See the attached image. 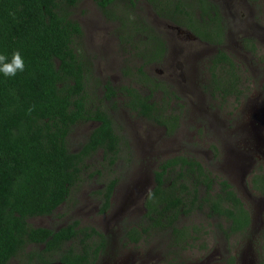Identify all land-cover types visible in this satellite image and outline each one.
<instances>
[{"label": "rangeland", "instance_id": "rangeland-1", "mask_svg": "<svg viewBox=\"0 0 264 264\" xmlns=\"http://www.w3.org/2000/svg\"><path fill=\"white\" fill-rule=\"evenodd\" d=\"M212 1L217 4V0ZM188 4L195 5L193 2ZM229 5L225 7L226 12L236 7L232 3ZM240 5L245 14L243 20L237 22L239 13H230L227 20L221 21L224 29L229 30L221 43L222 50L234 58L241 77L238 97L222 99L203 95L194 98L191 92H180L183 98L169 100L156 96L152 101L161 108V113L148 119L125 111L121 100L111 109L112 103L99 98L101 84L118 78L133 84L138 48L136 36H145L133 31H141L145 24L136 28L132 20L148 23L155 32L144 31L156 38L167 37V31L175 30L172 27L186 29L168 23L166 20L171 22V16L163 10L164 18L158 17L144 1L132 6L127 0H115L113 6L102 11L93 0H80L70 9L71 18L82 30V36L75 41V52L84 69L88 70L85 76L88 106L99 105L110 111L121 141L112 165L103 159L101 152L87 158L80 170V183L71 189L66 203L51 216L29 219L31 227L58 230L75 221L80 228L95 229L106 242L94 264H230L231 259L232 264L259 263L264 244V197L260 196L259 190L250 188L249 179L252 176L253 180L259 176L264 178V0H242ZM215 7L218 11L219 6ZM163 9L168 11L166 7ZM246 17L247 23L244 22ZM176 21L183 22L182 18ZM196 27L195 31L207 40H215L218 34L211 27L206 32L200 27L198 31ZM245 39H251L253 43L245 44ZM170 41L171 60L174 63L179 60L178 46L181 44L186 54L194 59L199 80H208L209 55L215 48L192 41L181 43L177 36H170ZM159 46L156 42L151 48L152 53L157 54ZM162 62L157 61V65L151 70L146 68L145 72L163 82L164 76L172 75L173 70L163 67ZM120 64L122 66L118 68ZM94 128L92 123L73 127L66 139L68 150L76 153ZM246 134L252 151L249 158L242 153L245 159L241 171L237 172L225 160L245 150L244 143L236 145L235 142ZM176 157L197 161L215 183L223 180L231 185L251 217L248 230L238 235L225 234L229 226L227 220L210 217L205 210H193L179 216L178 228L196 230L184 241L176 242L169 227L148 228L143 205L153 188V173L160 164ZM113 180L110 206L102 213L99 192ZM218 189L217 185L212 186V192ZM204 191L205 187L198 186V195L203 196ZM143 228L146 234L139 243L133 244L124 238L128 230L141 231ZM43 249L40 245L26 246L19 258L9 264H21L26 255L42 254ZM79 250L80 246L76 245L74 251ZM43 259H46L44 255Z\"/></svg>", "mask_w": 264, "mask_h": 264}, {"label": "trees", "instance_id": "trees-1", "mask_svg": "<svg viewBox=\"0 0 264 264\" xmlns=\"http://www.w3.org/2000/svg\"><path fill=\"white\" fill-rule=\"evenodd\" d=\"M78 1L0 0V54L10 59L13 52L19 51L25 63V70L15 77L0 73V264L18 259L26 246L31 245L43 246L42 254L30 253L21 264H94L105 246L103 235L94 229L76 228L75 221L57 231L33 228L28 223L32 218L53 215L66 203L71 189L80 183V170L87 158L101 152L103 159L112 165L118 153V138L112 133L108 115L99 108L91 109L83 98V64L75 52V41L82 36V30L70 15V9ZM93 1L102 11L115 3V0ZM138 1L127 0L132 6ZM143 1H147L158 17H163V10L170 14L172 25L184 27L202 41L218 45L224 40V34L220 33L226 29L216 19L218 11L211 0H171V10L163 5L166 1ZM189 2L195 5L189 6ZM178 18L183 22L176 21ZM132 22L136 28L145 24L141 31H133L148 37L150 43L144 45V50L149 51L152 48L149 45L159 43L161 37L144 31L155 32L148 23L136 19ZM196 25L197 30L200 27L205 32L208 27L213 28L218 32L215 40H207L196 32ZM245 40V44L251 41ZM210 64L212 79L217 77L220 64L234 70L232 60L223 50L215 54ZM262 89L264 91V86ZM152 112V105L142 99L140 113L149 117ZM89 121L99 122V126L85 138L79 151L71 153L66 139L72 127ZM153 176L155 186L143 205L149 228L169 227L176 242L184 241L196 230L178 228L179 216L208 207V216L229 223L225 234L244 232L242 227L247 221L240 223L241 217L234 212L236 207L241 210V201L226 181L215 183L198 162L176 157L160 164ZM192 180V189H189L187 184ZM214 183L219 192L212 194ZM114 184L115 180L110 181L105 190L99 192L102 213L110 206ZM200 184L205 187L203 196L198 195ZM253 185L264 197V178L255 177ZM190 190L194 192L187 197ZM243 215L246 217L244 211ZM143 234H146L145 228L141 233L132 229L127 236L137 243L143 239ZM92 235H98L101 242L90 246ZM73 238L80 239L78 253L68 245ZM261 254L259 264H264V244ZM43 255L48 260L43 259Z\"/></svg>", "mask_w": 264, "mask_h": 264}, {"label": "flooded vegetation", "instance_id": "flooded-vegetation-1", "mask_svg": "<svg viewBox=\"0 0 264 264\" xmlns=\"http://www.w3.org/2000/svg\"><path fill=\"white\" fill-rule=\"evenodd\" d=\"M140 1H143V0H140ZM157 1L158 0H155V2H157ZM162 1H166V3L163 5H167L170 10L172 9L171 4H170L171 0H162ZM144 2L146 5H149L147 3V1H144ZM241 2H242V0H217V4H216L214 1L211 0V3H213L215 6H217V8L219 6V8H218L219 15L216 19H218L219 21L227 20L226 17H227V15H230V13H239V18H238L237 22H240L241 19L243 20V18H245L244 17L245 14L241 9V5H240ZM230 3H232V6H236V7L233 9V11L230 10V11L226 12L225 7L227 8L228 6H230L229 5ZM243 4H244V1H243ZM239 5H240V7H238ZM109 8H110V6L107 7L106 9H109ZM221 10H223V11L221 12ZM242 12H243V14H242ZM226 13H228V14H226ZM249 17H250V15H249ZM166 21L168 23H170V21H168V20H166ZM244 22H246V23L248 22L247 17L244 20ZM168 27H172V26H168ZM172 28H174L175 30L174 31L172 30L171 33L169 31H167L166 32L167 37L162 36L160 38V40H159L160 46L158 48V53L156 55H155V53H152L151 48L149 49V51H147V49L144 50V47H145L144 45L147 44L148 37H145V36L137 37L136 36L138 48H137V53H136L137 62L134 65L135 79H132L133 84L128 82V80L126 81V79L121 80L119 78L118 79H111L110 81L102 82V84H101L102 94L99 95V98H102L105 103H112L111 109H113L116 106V104H117L116 101L121 100L122 106L125 109V111H128L135 116H139L141 118L148 119L149 117H151L153 115L157 116L158 114L161 113V108H158V106L152 101V98H155L156 96H158V98H166L169 100V99H175V98H183V94L180 92H183V93H186V92L190 93L191 92L192 95H194V98H202L203 95H208L211 98H222V99H224V98H237L238 97V95L240 94V93H238V86H239L241 77L239 75L238 66L234 62V58L230 54L227 53L228 56L230 57V59L232 60L233 65H234V70H232L233 72L231 71V66L220 64V65H218V70L216 71L217 77L215 79H212V74L210 72V68H211L210 61L213 59V57L215 56V54L218 51L222 50V47H221L222 45L220 43L218 45H212L210 43L202 41L198 37H196L193 33L189 32L188 30H181L177 27H172ZM227 32H229V30L228 31L225 30L224 36L227 34ZM170 36H177L178 39H181V43H183L184 40L186 41L185 44L192 41L195 44L200 45V46H204V47L213 46L215 48L214 53L209 55V68H208L209 78H208V80H199V70H198V68H196V65L193 63L194 59L192 58L191 55L186 54L184 49L181 47L182 45L179 42H178V44H180V46H178L179 50H178V56H177L179 58V60L176 63H174L171 60V52L169 50V45H171L172 42L170 41ZM224 39H225V37H224ZM252 41L253 40H251L250 42H252ZM250 42H249V44H250ZM152 43H153V41H151V44ZM154 44H155V42H154ZM200 55H201V57L205 56V54H200ZM159 60L163 61L162 62L163 67H170L173 70V73H171L172 75H169V76L165 75L164 76L163 82L158 80L157 78L151 76L150 74L147 75V73L145 72L146 68L151 70L153 66L157 65V61H159ZM121 66L122 65L120 64L118 68H120ZM221 66H224L226 69L223 70ZM123 67H126V66L123 64ZM179 72H181V73H179ZM87 73H88V70H85L84 66H83V71H82L83 91H82V93H83V98H85L86 102L88 100V96L86 94L87 83H86V78H85ZM144 73H146L145 75H147L149 77L148 79L143 78L142 74H144ZM123 74H124V72H123ZM225 91H227L229 93L225 95L224 94ZM142 99L146 100V102L150 103L153 107V112L151 113V115L149 117H146L140 113V111H141V100ZM97 108L104 111L108 115V117L111 121L112 133H113V135H115L118 138V142H117L118 145L116 148L119 149L121 137L118 135V129L115 126H113L114 122L110 116V111L107 109H103L102 106H99V105L91 107V109H93V110H96ZM86 123L95 124V128H97L99 126V122L89 121ZM86 123H84V124H86ZM79 124H81V122L76 124V125H79ZM76 125L74 127H76ZM93 130H90L88 132L87 136H89ZM84 141H82V143L80 144L81 146L84 143ZM235 143H236V145H238V144L242 145L244 143L245 144V150L240 152V153L237 152L234 155L232 154L230 159L225 160V161L229 165H231V167L233 165L234 169L237 172H239V171H241L245 157L249 158L250 152L252 151L250 149L249 135L246 134V136L245 135L241 136V138H239ZM81 146H79L77 148V151H79ZM242 153L245 154V157L243 156ZM252 154L253 153H251V155ZM172 159H174V158H172ZM172 159H168L166 161H169ZM250 177H251V175H250ZM192 183H193V180L187 184V187L189 189H192ZM249 183H250V188L252 190H254L253 176L249 179ZM228 185L230 186L231 192L236 196V198H238L240 200L241 197L232 189L230 184H228ZM154 186H155V184H154V176H153V188H154ZM200 186L204 187L203 184H200ZM212 186H216L215 183ZM245 190H246V188H245ZM193 192H194L193 190H190V194H188L187 197H189ZM218 192L219 191H216V193H218ZM246 192H247V190H246ZM214 193L215 192H213L212 194H214ZM148 195H146V196H148ZM260 196L263 197L261 195V193H260ZM241 203H242V201H241ZM195 210H197V209H195ZM202 210L207 211L206 214L209 215L210 212H209L208 207L203 208ZM231 210H233V208H231ZM241 210H242V212H241ZM241 210L239 209V207H236L234 209V212L235 213L238 212V215L241 217L240 223L243 224L245 221H247V225L242 227V230L245 229L244 231H246V230H248V228L251 224V217H250L247 209L243 205L241 207ZM243 211H244V214L246 215V217L244 215L241 216L243 214ZM146 212H147L146 209L143 207V214L145 215ZM147 226H148V224H147ZM76 228H80L79 225ZM148 228H149V226H148ZM89 229H93V228H89ZM131 230L132 229H130L128 231H131ZM128 231L124 234V238L128 242H131L127 236ZM263 231H264V226H263ZM263 231H262V233H263ZM138 232L141 233V231H138ZM96 233L100 234L98 231H96ZM238 234H242V232H236L233 235H238ZM143 235H145V234H143ZM130 236H134V238L136 237L135 234L134 235L131 234ZM141 240L142 239H140L137 243H139ZM96 241H98L97 242V244H98L101 242V239H99L98 235H92L88 244L90 246H92L94 244V242H96ZM104 242H106L105 238H104ZM79 243H81L80 239L73 238L68 243V245L73 246L72 248L74 251L76 248V245L79 247V245H80ZM131 243H133V242H131ZM137 243H133V244H137ZM80 250H81V247H80ZM101 252H102V250L99 252V255L101 254ZM75 253H78V252H75ZM232 261L233 260L231 259L229 263L232 264ZM260 261H261V258H260ZM260 261H259V263H260Z\"/></svg>", "mask_w": 264, "mask_h": 264}, {"label": "clouds", "instance_id": "clouds-1", "mask_svg": "<svg viewBox=\"0 0 264 264\" xmlns=\"http://www.w3.org/2000/svg\"><path fill=\"white\" fill-rule=\"evenodd\" d=\"M25 70V63L19 51L12 53L11 58L6 54H0V73L5 77H15Z\"/></svg>", "mask_w": 264, "mask_h": 264}]
</instances>
